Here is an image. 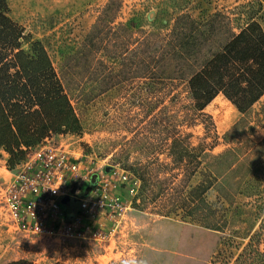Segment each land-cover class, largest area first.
Returning <instances> with one entry per match:
<instances>
[{
    "label": "trees",
    "instance_id": "16d2710c",
    "mask_svg": "<svg viewBox=\"0 0 264 264\" xmlns=\"http://www.w3.org/2000/svg\"><path fill=\"white\" fill-rule=\"evenodd\" d=\"M120 7V0H109L80 46L64 56L77 62L96 59L99 66L110 62L112 88L140 76L151 92L156 83L178 76L185 83L195 113L189 121L196 120L205 129L213 125L203 109L216 96L221 95L234 106L240 116L224 131L225 147L220 152L206 153L204 159L202 146H191L182 135H174L159 147V152L169 158V162L159 164L160 171L164 169L165 175L168 169L183 173L176 185L164 175L162 191L168 205H163L165 211L160 214L168 216L180 210L192 214L203 227L222 233L213 264H264V138L254 141L251 137L256 124L264 127V101L257 111L253 110L264 96V0L238 3L235 16L243 22L235 31L231 29L219 48L196 68H189L187 63L198 51L203 16L195 17L180 6V11L169 17L156 14L151 28H146L137 12L115 22ZM9 11L8 0H0V155H6V165L13 169L45 139L79 133L81 127L46 47L40 40L31 39ZM111 13L112 28H106L109 22L105 18ZM103 35H112L110 49L98 44ZM98 71L100 75L105 72ZM147 104L152 109L153 105ZM126 168L141 181L140 203L136 206L149 203V169ZM193 176L199 179L187 196L183 187ZM208 189L216 193L213 202L203 196ZM170 191L175 194L169 196ZM243 191L253 196L247 208L235 205ZM235 237L246 240L237 253L232 252ZM0 264L62 263L17 258Z\"/></svg>",
    "mask_w": 264,
    "mask_h": 264
},
{
    "label": "rangeland",
    "instance_id": "374dc122",
    "mask_svg": "<svg viewBox=\"0 0 264 264\" xmlns=\"http://www.w3.org/2000/svg\"><path fill=\"white\" fill-rule=\"evenodd\" d=\"M108 1L8 0V5L11 18L24 27L31 39L40 40L46 47L79 119V133L53 135L49 141L65 146L74 156L82 154L91 159H106L138 171L146 167L149 169L150 186L146 191L149 203L136 206L126 223L112 226V236H106L105 240L72 237L62 240L57 237L37 239L12 230L0 202V263L26 258L62 264H213V257L221 247L222 233L203 227L192 214L185 215L180 210L168 216L160 214L164 213L163 205L167 203L162 191L164 169L160 171L159 164L169 162V158L159 152V147L161 149V145L168 143L174 135H182L191 146H202L205 159L206 153H218L225 147L222 135L240 114L229 101L218 95L203 109L213 125L205 129L196 120L190 122L195 113L190 108L185 83L178 76L166 83H156L151 92L140 76L112 88V79L108 78V71L112 70L110 62L105 61V66H99L96 59L77 62L66 58L67 52L80 46ZM120 1L115 22L124 21L137 12L146 28H151L156 14L169 17L180 11V6L195 17L203 16V33L196 44L198 51L189 58V68L198 67L219 48L229 31H235L237 24L243 22L235 16L236 5L242 0ZM105 19L109 22L106 28H112V13ZM98 44L110 49L112 35H103ZM99 69L105 72L100 75ZM262 101L264 96L253 105L254 111ZM147 103L153 105L152 109ZM251 137L254 141L264 138V127L256 124ZM15 168L7 167L6 155L2 152L0 187L11 179ZM166 176L176 185L183 173L168 169ZM198 179L199 176H193L186 182L183 190L187 196ZM174 194L170 191L169 196ZM64 196L75 202L78 209L76 197ZM203 196L206 201L213 202L216 193L208 189ZM252 200L253 196L243 191L237 196L235 205L247 208ZM245 242V239L235 237L236 247L232 252L237 253Z\"/></svg>",
    "mask_w": 264,
    "mask_h": 264
},
{
    "label": "built area",
    "instance_id": "2783aa9c",
    "mask_svg": "<svg viewBox=\"0 0 264 264\" xmlns=\"http://www.w3.org/2000/svg\"><path fill=\"white\" fill-rule=\"evenodd\" d=\"M49 139L30 149L11 179L0 187L6 221L12 230L37 239L105 240L112 236V230L129 221L139 203L140 179L119 163L74 156ZM91 175H95L93 183ZM64 195L78 200L71 219L59 201Z\"/></svg>",
    "mask_w": 264,
    "mask_h": 264
},
{
    "label": "water",
    "instance_id": "95a60500",
    "mask_svg": "<svg viewBox=\"0 0 264 264\" xmlns=\"http://www.w3.org/2000/svg\"><path fill=\"white\" fill-rule=\"evenodd\" d=\"M106 170L108 169V167H106L105 168ZM94 180H95V175H91L90 176V183H93L94 182ZM89 191V186L88 187H86V192H88ZM59 201L62 203V204H64V205H66V218L67 219H71V218H73V216L76 214V212H77V205H76V203L75 202H73L71 199H69L68 197H66V196H61L60 198H59Z\"/></svg>",
    "mask_w": 264,
    "mask_h": 264
},
{
    "label": "bare ground",
    "instance_id": "6f19581e",
    "mask_svg": "<svg viewBox=\"0 0 264 264\" xmlns=\"http://www.w3.org/2000/svg\"><path fill=\"white\" fill-rule=\"evenodd\" d=\"M222 123V122H221Z\"/></svg>",
    "mask_w": 264,
    "mask_h": 264
}]
</instances>
